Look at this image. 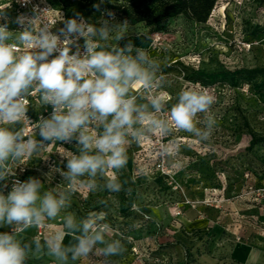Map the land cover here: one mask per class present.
I'll return each instance as SVG.
<instances>
[{
	"label": "rangeland",
	"instance_id": "374dc122",
	"mask_svg": "<svg viewBox=\"0 0 264 264\" xmlns=\"http://www.w3.org/2000/svg\"><path fill=\"white\" fill-rule=\"evenodd\" d=\"M52 1L56 7L64 4L69 18L78 12L97 26L109 19L107 11L115 14L113 23L127 21L123 38H113L116 29L106 44L123 47L131 41L158 62L169 106L182 88H205L215 98L210 113L217 127L209 142L176 132L132 143L127 166L116 173L122 191L90 193L78 187L70 206L49 221L58 231L64 214L78 220L106 214L111 226L106 238L120 239L124 253L105 258L97 252L77 263L264 264V144L247 149L246 125L264 134V0H218L205 23L179 15L152 26L146 20L163 0H104L99 11L93 5L100 0L92 6ZM162 145L171 155H159ZM50 148L77 151L75 142ZM57 155L32 161L37 168L27 176L40 179L42 191L65 186L60 174L51 172L66 170V159ZM70 242L73 237L66 236L64 243Z\"/></svg>",
	"mask_w": 264,
	"mask_h": 264
},
{
	"label": "clouds",
	"instance_id": "9594fccd",
	"mask_svg": "<svg viewBox=\"0 0 264 264\" xmlns=\"http://www.w3.org/2000/svg\"><path fill=\"white\" fill-rule=\"evenodd\" d=\"M18 2L27 6L31 0ZM103 2L93 8L99 11ZM31 12L15 18L21 30L13 32L0 8L4 21L0 23V181L15 176L13 165L40 157L57 142H75L77 151L61 154L66 170L52 167L51 172H58L65 182L63 190L42 191V181L29 177L14 181L7 195L0 191V228L12 229L0 232V264H27L29 256L38 253L53 258L55 264H75L97 252L105 258L122 255L121 240L106 238L111 226L104 212L79 220L64 214L60 230L43 240L39 236L22 240L18 233L60 217L78 187L90 193L122 191L116 173L127 166L132 143L139 146L176 132L209 142L217 127L210 113L215 98L205 88H182L169 106L171 98L161 91L166 77L158 62L131 41L123 47L106 44L116 29L120 31L113 38L121 40L128 25L113 23L115 14L110 11L99 26L78 12L66 20L61 16L64 26L56 31L50 7L33 5ZM33 94L52 108L50 116L34 123L39 140L30 131L33 122L27 116ZM159 155H171V148L162 145ZM100 203L107 207L106 200ZM66 236L75 242L66 245Z\"/></svg>",
	"mask_w": 264,
	"mask_h": 264
},
{
	"label": "built area",
	"instance_id": "2783aa9c",
	"mask_svg": "<svg viewBox=\"0 0 264 264\" xmlns=\"http://www.w3.org/2000/svg\"><path fill=\"white\" fill-rule=\"evenodd\" d=\"M82 2L86 6H92L95 3V0H82ZM33 5H39L41 9L45 7L51 8V12L49 13V19L55 20L57 22L55 28H53V31H56L57 29L64 26L62 22H59V19L61 18V16L65 20L69 19L66 6L62 4L61 7H56L54 6L52 0H31V3H29L27 6H22V3L18 2V0H0V8L4 9L5 13L7 14L9 18L8 28L10 31L16 32V31L21 30L20 26L14 22L15 18L21 13L31 16L32 15L31 9ZM87 21L92 23L90 20H87ZM3 22L4 21L0 20V23H3ZM80 43L83 44L82 39ZM29 101H30V104H29L27 116L33 122V124L30 125V131L33 134H35L36 132V139L39 140L40 139L39 130L35 128L34 123H37L41 116L47 118L48 112L50 110L52 112V108L50 106H43L39 101L38 94H33V96L29 98ZM47 107H50V109H48ZM57 153H59V155L57 156H61L60 149L58 151V148L54 149V148L49 147V149L41 153L40 157H36V158L40 163H42V161L44 160L41 158H46V156H51V155L56 156ZM34 160H35V157H33L32 159L28 161L20 162L16 165H13V168L16 174L15 176H9L5 181H0V191H3L4 194L7 195V193L11 190L14 181L16 180H19L21 182L26 181L28 178L27 175L30 174L32 168L35 167L32 164V161ZM63 167L65 168V165H63ZM35 168L34 170H36ZM60 168L63 169L62 167ZM5 184L7 185L6 188L3 187ZM34 229H35V233L33 237L39 236L41 240H43V238L49 233L54 232L56 230L52 228V224L50 222H48L44 226H41L39 229H36V228ZM11 230L12 229H9V228L7 229V231H11ZM21 233L22 232H19L18 234H21Z\"/></svg>",
	"mask_w": 264,
	"mask_h": 264
},
{
	"label": "trees",
	"instance_id": "16d2710c",
	"mask_svg": "<svg viewBox=\"0 0 264 264\" xmlns=\"http://www.w3.org/2000/svg\"><path fill=\"white\" fill-rule=\"evenodd\" d=\"M218 0H166L161 1L157 8L151 10V14L146 20L148 26L157 25L170 17L184 15L196 23H205L208 21ZM250 135L248 150L255 146L264 144V134L254 130L246 122Z\"/></svg>",
	"mask_w": 264,
	"mask_h": 264
},
{
	"label": "crops",
	"instance_id": "0c3cea01",
	"mask_svg": "<svg viewBox=\"0 0 264 264\" xmlns=\"http://www.w3.org/2000/svg\"><path fill=\"white\" fill-rule=\"evenodd\" d=\"M8 228H0V232L3 231H7ZM35 233V229H28L24 232H22L21 234H18V238L22 239V240H31L33 238V235ZM43 255H45L43 258ZM41 258L40 260H35L34 258ZM43 258V259H42ZM47 258V260H46ZM27 264H55V261L53 260V258L48 257L46 254L44 253H38V254H31L27 260ZM71 264V262H70ZM75 264H79V262L77 263V261L75 262Z\"/></svg>",
	"mask_w": 264,
	"mask_h": 264
}]
</instances>
